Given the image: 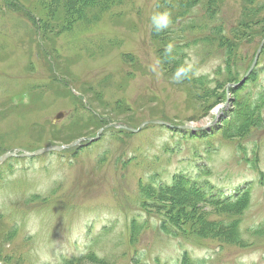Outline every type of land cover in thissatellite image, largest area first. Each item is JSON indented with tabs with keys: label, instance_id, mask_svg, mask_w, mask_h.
<instances>
[{
	"label": "rangeland",
	"instance_id": "rangeland-1",
	"mask_svg": "<svg viewBox=\"0 0 264 264\" xmlns=\"http://www.w3.org/2000/svg\"><path fill=\"white\" fill-rule=\"evenodd\" d=\"M19 2L14 12L0 5V154L67 145L112 122L203 130L108 128L84 148L8 158L0 264H264L259 186L231 208L204 201L179 176L197 181L198 172L229 196L257 180L254 167L264 172V47L247 82L230 86L264 36V0L176 1L170 34L157 28L170 26L158 0H76L77 12L67 0ZM244 108L254 122L241 123Z\"/></svg>",
	"mask_w": 264,
	"mask_h": 264
},
{
	"label": "trees",
	"instance_id": "trees-1",
	"mask_svg": "<svg viewBox=\"0 0 264 264\" xmlns=\"http://www.w3.org/2000/svg\"><path fill=\"white\" fill-rule=\"evenodd\" d=\"M74 2H75V0H73ZM72 1V2H73ZM176 1H178V4H180L179 3V1L180 0H158V4H160V5H158V6H161L162 8L163 7H165V6H169L170 8H168L166 11L168 12V14H166L165 12V14L167 15V18H165V21H166V23L167 24H169L170 26H168V25H165V24H161L162 25V27L164 28V30H162V34H170V28H171V26H173L176 22H175V20L177 19L176 17H178V13L176 14V16L175 15H173V7H172V5H171V3H176ZM72 2H70L69 4H68V10L70 9L71 10V12H77V10H79V9H81L82 8V6L81 7H79V8H77L80 4H78V6H77V4H75L76 5V7H75V9H73V6H74V4L72 3ZM100 2V1H99ZM191 2H194V1H190L189 3H191ZM263 7H264V5H262ZM177 8H178V6H177ZM258 8H253V7H249V9H248V12H250V13H252L253 14V16H252V18H251V20L252 21H254L255 20V18H257V13H258ZM161 12V11H160ZM191 12L189 11V13L187 14V16L190 14ZM245 13H246V10H245ZM189 20V19H188ZM161 27V28H162ZM160 28V29H161ZM216 31L218 32V29H216ZM159 32V31H158ZM175 46H177V47H179V45H175ZM73 94V93H72ZM73 96L74 97H76V99H81V97L80 96H76V95H74L73 94ZM79 103V108H77V111H79V110H83V111H86V107H85V104L80 100V101H78ZM91 116H94L95 117V119H96V121L98 122V123H100L99 121H102V123H105L104 122V120H106V119H103L102 117H100L99 118V115H98V112L97 111H94V112H91ZM103 114V113H102ZM256 113L254 112V110L252 109V108H244V110L242 111V113H241V115H242V120H241V123H247V122H249V123H252V122H254L255 121V115ZM98 116V117H97ZM99 126V125H98ZM98 126H97V128H98ZM100 127V126H99ZM96 128V129H97ZM96 129L92 132V133H89L88 135H93L95 132H96ZM128 133V132H127ZM74 139H72V140H70V141H68L67 143H69V142H71V141H73ZM78 149V148H77ZM73 150V149H72ZM71 151V150H70ZM181 185H182V188L185 190V191H188V189L185 187V185H184V183L183 182H181ZM177 188V187H176ZM178 190V189H177ZM198 194V193H197ZM250 189H244L241 193H239V195L234 199V200H232V201H228L227 203L226 202H219V201H217V203H211V204H216V205H221V204H223V205H228V206H230L231 208H234V207H236V206H238V205H240V204H242L245 200H249L250 199ZM199 195V194H198ZM199 196H201V195H199ZM219 203V204H218ZM191 208V207H190ZM190 214H192V212H190ZM196 264H200L199 262L198 263H196Z\"/></svg>",
	"mask_w": 264,
	"mask_h": 264
},
{
	"label": "water",
	"instance_id": "water-1",
	"mask_svg": "<svg viewBox=\"0 0 264 264\" xmlns=\"http://www.w3.org/2000/svg\"><path fill=\"white\" fill-rule=\"evenodd\" d=\"M60 116H61V114L60 115H57L55 117V119H58ZM147 123L163 124L165 126H170L167 122H164V121H161V120H150V121L143 122L137 129H133V128H130V127L129 128L127 127V129L130 130V131L135 132L137 130H140L141 127L144 126ZM108 126H113V127H117V128H121V127L122 128H126V127H124L122 125H119V124H110ZM190 129H193V128L190 127ZM100 132H101V130H99L97 132V135L94 138H83V139L81 138V139H79V140H77L75 142H72L67 147H72L73 145L77 144L80 140L93 141V140H95V139L98 138V136L100 135ZM62 148H64V146H53V147H47V148L37 149V150H34V151H28V150H24V149H19L20 153H18V154H16L14 151H12V152H7V153L1 155L0 156V161L3 160V159H5L6 157H9V156H23V157L24 156H28V157H31V156H36V155H38L40 153H43V152H45L47 150H52V149L61 150Z\"/></svg>",
	"mask_w": 264,
	"mask_h": 264
},
{
	"label": "clouds",
	"instance_id": "clouds-1",
	"mask_svg": "<svg viewBox=\"0 0 264 264\" xmlns=\"http://www.w3.org/2000/svg\"><path fill=\"white\" fill-rule=\"evenodd\" d=\"M153 19H154V22H155V17ZM160 27H162V25L157 24V28L159 29Z\"/></svg>",
	"mask_w": 264,
	"mask_h": 264
}]
</instances>
